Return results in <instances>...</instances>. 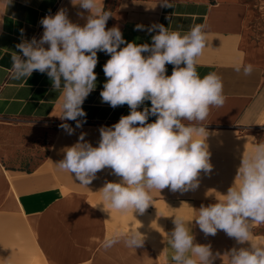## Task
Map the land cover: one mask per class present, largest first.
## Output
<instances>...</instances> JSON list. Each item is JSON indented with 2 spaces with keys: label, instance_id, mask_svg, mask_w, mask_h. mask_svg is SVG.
Returning a JSON list of instances; mask_svg holds the SVG:
<instances>
[{
  "label": "clouds",
  "instance_id": "9594fccd",
  "mask_svg": "<svg viewBox=\"0 0 264 264\" xmlns=\"http://www.w3.org/2000/svg\"><path fill=\"white\" fill-rule=\"evenodd\" d=\"M72 3L87 10L86 23H73L63 8L46 15L40 21L41 38L24 39L16 45L20 54L14 51L11 56V78L27 81L34 71L46 73L53 89H62L60 118L76 121L79 128L78 118L87 115L82 105L96 88L94 69L97 53L102 51L110 56L103 66L102 102L112 108L126 104L130 114L110 127H101L96 147L81 134L77 143L63 150V159L55 164L57 170L74 175L86 187L99 171L111 169L122 179L105 184L103 200L111 209L141 215L152 205L153 189L186 192L198 188L201 171L210 173L213 168L203 122L212 107H222L226 100L221 77L215 72L201 77L197 71L198 58L207 46L204 25H194L182 34L162 24L147 29L138 24L136 30L156 34L151 44H137L126 42L119 27L106 28L112 12L105 10L103 0ZM160 3L173 7L170 0ZM78 15L83 17V13ZM168 64L173 66L171 75H167ZM235 70L248 76L254 69L248 64ZM146 101L151 107L138 110ZM150 116L155 120L148 123ZM61 127L73 134L68 124ZM196 211L193 220L205 236L222 230L237 244H250L225 253L228 264H264V243L253 241V227L264 224V142L242 156L227 194ZM173 223L168 234L172 264H214L220 253L214 254L211 245L195 243L190 224L182 216H175ZM122 238L130 249L144 244L137 230ZM118 242V237H112L103 247Z\"/></svg>",
  "mask_w": 264,
  "mask_h": 264
},
{
  "label": "crops",
  "instance_id": "0c3cea01",
  "mask_svg": "<svg viewBox=\"0 0 264 264\" xmlns=\"http://www.w3.org/2000/svg\"><path fill=\"white\" fill-rule=\"evenodd\" d=\"M170 3L173 7L161 6L160 0H103L105 10L112 12L106 28L119 27L126 42L151 44V36L156 32L138 31L136 25L147 29L153 24H162L182 34L194 25H204L207 46L198 58L197 71L201 77L217 73L223 81L226 97L224 105L212 107L203 122L209 133L206 141L220 143L232 139L237 142L251 137L255 144L259 143V132L264 128V43L250 39L246 32L247 5L240 0H170ZM61 8L66 10L73 23L81 26L86 23L89 13L79 5H73L72 0H0V119L76 125V121L60 118L62 89L54 90L46 73L34 71L27 81H17L10 76L11 56L14 51L20 54L16 45L33 37L39 40L44 31L40 23L44 13L51 11L55 15ZM78 13H83V17ZM97 56L96 88L82 105L87 114L78 118L82 125L117 123L121 116L130 114L126 104L112 108L102 102L100 92L106 82L103 66L110 56L102 51ZM248 64L254 69L251 75L245 76L242 71L235 70ZM172 68V65H166L167 75H171ZM145 106L150 108V101L138 110L142 111ZM154 120L155 117L150 116L148 123ZM81 134L91 140L100 139L99 131L89 129L73 130L71 135L65 131L62 139H79ZM35 171L9 169L0 159V264H31L35 250L39 249L36 247L39 244L37 234L23 219L24 211L31 212L28 215L33 223L34 217H38L34 211L39 209L40 181ZM121 179L115 176L110 182ZM167 192L171 193L170 190ZM151 195L152 205L138 215L140 218L131 210L121 213L111 209L103 200L102 191L94 199V206L102 233L107 238H122L123 234L137 230L144 236V243L150 245L164 235L162 254L165 264H172L173 250L168 243V234L174 229L175 216H182L194 235L195 228L199 227L193 219L203 203L197 197L183 194L163 197L156 189ZM257 227H253V241L257 242L259 238L264 242V237L256 234ZM210 238L211 243L215 241L214 236ZM231 241V249L250 246L249 243L237 244L234 238ZM194 242L202 244L201 241ZM97 250H88L81 260L88 255L93 257L92 264H99L101 254ZM154 251L159 254L156 249ZM214 264H228V259H216Z\"/></svg>",
  "mask_w": 264,
  "mask_h": 264
},
{
  "label": "rangeland",
  "instance_id": "374dc122",
  "mask_svg": "<svg viewBox=\"0 0 264 264\" xmlns=\"http://www.w3.org/2000/svg\"><path fill=\"white\" fill-rule=\"evenodd\" d=\"M240 1L247 5L249 11L246 25L249 38L264 43V0ZM62 124L65 123L0 119V159L9 169L24 172L36 170L34 174L40 181L39 209L34 211L38 217H34V223L28 215L31 212H23L25 223L39 238V244H36L39 249L35 250L31 264H92V256L81 258L88 250L91 252L95 248L101 254L99 264H165L162 254L165 249L164 235L152 244L144 243L136 249L126 247L123 238H119V242L111 248L102 250L104 241L109 238L102 233L94 199L116 175L106 168L99 171L96 178L85 187L74 175L72 177L69 173L58 171L55 164L63 159V150L78 142L77 138L67 141L62 139L65 132ZM66 124L75 131H99L101 127H110L115 123L83 124L79 128L75 124ZM259 134V143L264 142V128ZM250 138H242L237 142H232V139L220 143L206 141L210 153L213 150L217 153H211L212 171H201L199 187L186 192H173L165 188L160 192L157 190L158 194L163 197L180 194L197 197L204 206L217 202L234 184L242 156L254 149L256 144ZM99 140L85 138L94 147L98 146ZM169 190L171 193L167 192ZM120 218L125 219V216ZM256 234L264 237V224L258 225ZM194 237V241H201L202 245H211L214 254L220 253L217 259H228L224 254L231 250L232 238L222 230H218L212 243L210 237L213 236H205L196 228ZM257 243L264 242L258 238Z\"/></svg>",
  "mask_w": 264,
  "mask_h": 264
},
{
  "label": "built area",
  "instance_id": "2783aa9c",
  "mask_svg": "<svg viewBox=\"0 0 264 264\" xmlns=\"http://www.w3.org/2000/svg\"><path fill=\"white\" fill-rule=\"evenodd\" d=\"M49 14L52 15V12H51V11H47V12H45L44 15H43V18H44L46 15H49Z\"/></svg>",
  "mask_w": 264,
  "mask_h": 264
}]
</instances>
